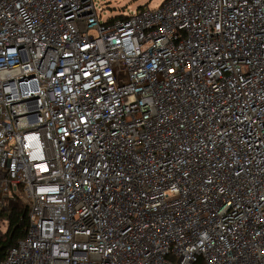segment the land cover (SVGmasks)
Instances as JSON below:
<instances>
[{
	"label": "built area",
	"instance_id": "1",
	"mask_svg": "<svg viewBox=\"0 0 264 264\" xmlns=\"http://www.w3.org/2000/svg\"><path fill=\"white\" fill-rule=\"evenodd\" d=\"M0 264H264V0H0Z\"/></svg>",
	"mask_w": 264,
	"mask_h": 264
},
{
	"label": "rangeland",
	"instance_id": "2",
	"mask_svg": "<svg viewBox=\"0 0 264 264\" xmlns=\"http://www.w3.org/2000/svg\"><path fill=\"white\" fill-rule=\"evenodd\" d=\"M103 22L144 10H157L165 0H93Z\"/></svg>",
	"mask_w": 264,
	"mask_h": 264
},
{
	"label": "trees",
	"instance_id": "3",
	"mask_svg": "<svg viewBox=\"0 0 264 264\" xmlns=\"http://www.w3.org/2000/svg\"><path fill=\"white\" fill-rule=\"evenodd\" d=\"M113 20V19H112ZM10 225L5 234L0 235V252L4 254L8 249L15 246L23 238L24 230L28 226V212L23 208L15 209L8 215ZM197 264H203L201 261Z\"/></svg>",
	"mask_w": 264,
	"mask_h": 264
}]
</instances>
